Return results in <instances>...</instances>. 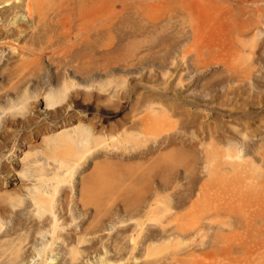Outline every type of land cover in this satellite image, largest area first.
I'll use <instances>...</instances> for the list:
<instances>
[{
	"label": "rangeland",
	"instance_id": "374dc122",
	"mask_svg": "<svg viewBox=\"0 0 264 264\" xmlns=\"http://www.w3.org/2000/svg\"><path fill=\"white\" fill-rule=\"evenodd\" d=\"M0 41V146L45 123L24 154L71 167L52 220L10 174L0 264H264V0H0Z\"/></svg>",
	"mask_w": 264,
	"mask_h": 264
},
{
	"label": "bare ground",
	"instance_id": "6f19581e",
	"mask_svg": "<svg viewBox=\"0 0 264 264\" xmlns=\"http://www.w3.org/2000/svg\"><path fill=\"white\" fill-rule=\"evenodd\" d=\"M27 8H30V7H28L27 6ZM22 9V8H21ZM30 10V9H29ZM29 10H27V11H29ZM29 13V12H28ZM13 21H14V19H13ZM15 27V26H14ZM18 28V27H17ZM17 30V29H16ZM21 34V33H20ZM33 35V34H32ZM32 35H31V37H32ZM28 37H30V36H28ZM27 37V39L26 40H28L29 38ZM30 37V38H31ZM32 40V39H31ZM33 41V40H32ZM26 42V41H25ZM25 42H24V44H25ZM31 42V41H30ZM0 43H1V41H0ZM7 43V42H6ZM31 45V44H30ZM29 45V46H30ZM2 46H3V44H2ZM9 46V45H8ZM23 46H25V48H26V46L27 47H29L28 45H22L21 47L23 48ZM31 47H32V45H31ZM24 48V49H25ZM26 49H28V48H26ZM29 49H30V47H29ZM15 50V49H14ZM31 50V49H30ZM25 51H27V50H25ZM33 52V51H32ZM33 53H35V52H33ZM35 55H36V53H35ZM36 56H39V53H37V55ZM36 59V58H35ZM87 60V59H86ZM2 79L4 80V82H5V84H7V82H9V74H8V72H5V74L3 73V76H2ZM23 82V81H22ZM17 86H19V85H16V87L15 88H17ZM10 87V86H9ZM2 87H0V89H1ZM4 89V91H2V92H0V102L1 101H3V99L2 98H4L5 96H8V94L10 93V89H12L11 87H10V89H5V88H3ZM10 90V91H9ZM16 91V90H15ZM69 91V85H64V86H62L60 89H58V90H54V91H52L51 93H49V94H47L45 97H44V100H43V102H44V109H46L47 111L48 110H51V109H53L54 107H57L61 102H63V100L65 99V96H66V93ZM39 97V96H38ZM152 98V97H151ZM160 99V98H159ZM6 101V104L5 105H9V104H11V102H8V100H5ZM21 103H16L15 104V106H19ZM60 107V106H59ZM21 109V108H20ZM11 110H15V109H11ZM22 110V109H21ZM84 111H86V109L84 110ZM156 111V110H155ZM155 111L153 112V113H155ZM19 112V111H18ZM182 113V112H181ZM13 112H11V111H8V110H6V109H1L0 110V125H1V127H4V126H6L7 124H12V117H13ZM86 115V114H85ZM72 116V115H71ZM20 117V116H19ZM86 117V116H85ZM83 118V117H82ZM62 121V120H61ZM66 121V120H65ZM69 120H67L66 122H64V123H67ZM76 121H78L77 120V118H76ZM84 121V120H83ZM90 121V120H89ZM40 123V122H39ZM82 123V122H81ZM35 123H33V125H34ZM38 124V123H37ZM83 124V123H82ZM82 124H80V121H78L74 126H72V129H70V131L68 130V127H67V133H66V131H65V129H63V131H65V133H60V132H63L62 130H59L58 131V133H60V135H65L64 136V139H62V142H60V143H57V142H55L56 143V146H57V144L59 145H71V144H75L76 142L77 143H80V144H85V143H87V141L89 140V138H94V136H95V133L93 132L94 131V127L93 126H91L92 128L90 129L89 127H90V125H86V124H83V125H85L86 127H84V126H82ZM30 125V124H29ZM32 125V124H31ZM57 125V124H56ZM67 125V124H66ZM116 125V124H115ZM115 125H110L109 126V131H112L113 132V130H114V128H115V130H116V127H115ZM49 126H51V125H48V124H45V123H42V124H38V125H36V127L34 126V128L33 127H31V133H30V135L29 134H24V131L22 130H18L17 132L15 131L14 133H13V135L11 136V138L10 139H7L6 137V139L3 141V144L1 143V146H0V151H1V161H0V191L1 190H4L3 192L5 193L6 191H5V188L6 187H8V186H11V180H10V178H11V173H12V176H13V174H14V177L17 179L18 178V180H20V184L18 185V186H16V188H14L13 189V191H12V193H10L9 194V192H8V196L9 195H12V197L14 196L13 194L14 193H17V196L19 197L20 195L21 196H24L25 197V194H27L28 196H30L27 200H29L28 202H29V204H31V205H34L33 207L35 208V210H37V212H45V211H47L48 212V214L46 215V217H45V219L46 220H52V218L54 219L55 217H56V215L54 214V212L52 211V208H53V199L55 198V194L59 191V189H60V187H61V185H62V183H63V181L65 180L64 179V177L66 176V175H68L69 173H71V167L70 166H65L64 167V170H61V168H63V166H61V164H57V165H52V164H49V165H45V160H44V164L43 163H41L42 165H40V160L39 159H35V157H34V159H30L29 160V155H25L24 154V152H26V151H23V147L25 148V147H30V148H32L33 147V145H32V140H33V138H34V136H37V135H39L40 133H41V131L42 130H45V129H48V127ZM64 126V125H63ZM63 126H61V127H63ZM88 126V127H87ZM58 127V126H57ZM59 127H60V125H59ZM52 128H54V127H52ZM63 128H66L65 126L63 127ZM9 129V128H8ZM29 129V128H28ZM62 129V128H61ZM30 130V129H29ZM12 131V130H11ZM49 132H51L50 130H48ZM46 133H47V131H45ZM69 132H73L74 134H75V136H74V134L72 135V133H69ZM100 132V131H99ZM5 133V132H4ZM42 133H43V131H42ZM41 133V134H42ZM56 133V132H55ZM55 133H53V135H51L52 134V132L49 134L52 138H53V136L54 137H58V136H55ZM58 133H56V135L58 134ZM102 135H103V132H100ZM78 134V135H77ZM100 134V135H101ZM8 135V134H7ZM101 135V136H102ZM104 135H106V134H104ZM129 135V134H128ZM48 136V135H47ZM98 136H99V134H98ZM98 136H96V137H98ZM100 136V137H101ZM1 137H3V136H1ZM47 138V137H46ZM52 138H50V139H52ZM56 138H55V140H56ZM77 138V139H76ZM102 138H104V137H102ZM180 138V137H179ZM243 138V137H242ZM43 141H44V144H45V137L43 136ZM48 139V138H47ZM54 139V138H53ZM95 139V138H94ZM101 139V138H100ZM114 139V138H113ZM102 140V139H101ZM110 140V139H109ZM167 140V139H166ZM166 140H165V142H166ZM49 141V140H48ZM51 141H53L54 142V140H51ZM93 141V140H92ZM95 141H97V139H95ZM175 141V140H174ZM191 141H194V140H191ZM1 142V141H0ZM53 142H51V143H53ZM94 142V141H93ZM106 143V142H105ZM195 143V142H194ZM234 143V142H233ZM93 144V143H92ZM170 144V143H169ZM47 145H49V146H52L53 144H50V141H49V144H47ZM55 145V144H54ZM238 145V144H237ZM48 146V147H49ZM102 146V145H101ZM165 146V145H164ZM234 146V145H233ZM232 146V148H234ZM27 147V148H28ZM226 147V146H225ZM228 147V146H227ZM211 148V147H210ZM224 148V147H223ZM236 148V147H235ZM5 149V151H4V153H3V150ZM156 149V148H155ZM157 149H160V147L158 148L157 147ZM156 149V150H157ZM220 149V148H219ZM223 150H225V149H223ZM233 151H235L234 152V154L236 155L237 154V156H239L238 155V153L240 154V157H242V154H241V152H239V149H238V153L236 152V149H232ZM23 152V153H22ZM28 152H30V155H33L32 153L33 152H31V151H28ZM226 152V151H225ZM6 153H7V155H6ZM18 153H22L23 155H25V157H22V155H21V157L19 158L18 157ZM227 153V152H226ZM229 154H230V152H229ZM233 154V157L235 156ZM228 155V154H227ZM29 156V157H28ZM102 156V155H101ZM196 156V155H195ZM237 156H235V157H237ZM96 157H99V154H97V155H95V158ZM228 157H229V155H228ZM232 157V158H233ZM32 158V157H31ZM232 158H230V159H232ZM106 159V158H105ZM250 159V158H249ZM244 160H248V159H245L244 158ZM43 161V160H42ZM14 162V163H13ZM239 162V161H238ZM242 162V161H241ZM250 162H251V160H250ZM16 164H18V165H20V170L19 171H17V172H15V173H13V171H16V170H14L15 169V167H16ZM66 164V163H65ZM43 165H45V166H43ZM47 166H49V168L47 167ZM23 169V170H22ZM21 170H22V172L24 171H26V173H21ZM74 170H75V168H74ZM74 172V171H73ZM103 173V172H102ZM100 174V173H99ZM10 175V176H9ZM2 177V178H1ZM10 177V178H9ZM184 177H186V176H184ZM13 178V177H12ZM186 179V178H185ZM27 182H29L30 183V185H31V187H29L28 185H27ZM28 186V188H25V186ZM7 193V192H6ZM16 195L14 196V197H17ZM19 199V198H18ZM21 199H22V197H21ZM158 199V198H157ZM55 200V199H54ZM159 201V200H158ZM81 202H83V201H81ZM182 204V203H181ZM85 205V204H84ZM83 205V206H84ZM157 207V206H156ZM34 208H33V210H34ZM83 208V207H82ZM158 208V207H157ZM5 209V207L0 203V215L2 214V212H3V210ZM155 209V208H154ZM154 211V210H153ZM3 214H4V212H3ZM38 215V214H37ZM50 216V217H49ZM1 218V217H0ZM42 218V217H41ZM39 219V218H38ZM2 220V219H1ZM0 220V221H1ZM19 220V219H18ZM39 221V220H38ZM38 221H36V220H34L33 221V223H31V230L28 232V236L30 237V238H36L37 237V235L35 234L34 235V233H35V228H34V226H37V224H38ZM41 221H43V220H41ZM2 222H4L3 220H2ZM21 224L23 225L24 224V221H23V219L21 218ZM1 223V222H0ZM41 223H43V222H41ZM1 225H2V223H1ZM42 225V224H41ZM51 226H52V224H51ZM3 227V226H2ZM1 228V227H0ZM47 231V230H46ZM63 232V231H62ZM49 234H50V236H54V237H56V238H59L60 236H61V233L60 232H55V228H54V231H52V232H48ZM39 236V235H38ZM41 236V235H40ZM39 236V237H40ZM42 236L44 237V236H46V234L44 233V234H42ZM65 236L66 237H68L69 239H71V233L70 232H67V233H65ZM53 237V238H54ZM77 237V236H76ZM41 238V237H40ZM52 238V239H53ZM59 239H61V238H59ZM170 239H172V238H170ZM175 239V238H174ZM56 241H51V243L49 244V241H48V247H52L54 244L53 243H55ZM57 242H58V239H57ZM162 242V241H161ZM165 242V241H164ZM53 244V245H52ZM134 244V243H133ZM78 245H80V244H78ZM73 246V245H72ZM46 246L44 247V249L42 250V252H38L37 251V256L39 257V256H41V259H40V264H50V263H52L51 262V260L49 259V262H47L46 260H47V251H46ZM18 249V248H17ZM32 249V248H31ZM50 250H53V249H50ZM75 250H73V252H74ZM77 251V250H76ZM76 251H75V253H76ZM50 252H52V251H50ZM39 253V254H38ZM41 253H42V255H41ZM103 253H104V251H103ZM11 254V253H10ZM24 255L26 254V252L25 253H23ZM70 254V253H69ZM77 255V254H76ZM12 256V255H11ZM35 256V255H34ZM34 256H33V258H34ZM72 256H74V254L72 255ZM78 256V255H77ZM93 256V255H92ZM36 257V256H35ZM50 257V256H49ZM104 257V256H103ZM40 258V257H39ZM75 259H76V257H74ZM54 259V258H53ZM101 260V259H100ZM16 261V260H15ZM29 261V260H28ZM30 261H31V259H30ZM33 261V260H32ZM31 261V262H32ZM55 261V260H54ZM30 262V263H31ZM34 262V261H33ZM63 262V261H62ZM89 263V262H88ZM91 263V262H90ZM89 263V264H90ZM101 263V262H100ZM108 263V262H107ZM85 264H86V262H85ZM113 264V263H112Z\"/></svg>",
	"mask_w": 264,
	"mask_h": 264
}]
</instances>
